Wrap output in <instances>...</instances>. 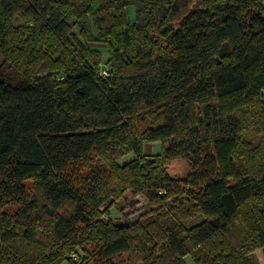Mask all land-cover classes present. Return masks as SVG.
Segmentation results:
<instances>
[{"label":"trees","instance_id":"trees-1","mask_svg":"<svg viewBox=\"0 0 264 264\" xmlns=\"http://www.w3.org/2000/svg\"><path fill=\"white\" fill-rule=\"evenodd\" d=\"M173 2L0 0V264L264 261V0Z\"/></svg>","mask_w":264,"mask_h":264},{"label":"rangeland","instance_id":"rangeland-1","mask_svg":"<svg viewBox=\"0 0 264 264\" xmlns=\"http://www.w3.org/2000/svg\"><path fill=\"white\" fill-rule=\"evenodd\" d=\"M135 16V11L134 9L130 10V14L129 17L130 19H133ZM180 15L176 16L177 19L179 18ZM96 48H99V50L103 53H101L102 56V64L101 66H104L107 60V53H106V49L104 46L102 45H95ZM160 143L159 142H154L151 144H145L144 146V150L145 153L147 155H152V154H157L160 152ZM132 158V155H125L123 157H121L120 159H118L120 164H124L125 162H127L129 159ZM167 171L171 176L180 178V177H185L188 173V165L185 161L182 160H175L172 161L168 166H167ZM130 201H134L133 205L131 208L128 207V205L126 204V207L124 206L125 203H121L119 205V203H113L110 208V217L112 219L113 222L119 223V222H125L127 220V217L130 219L134 220V217H137L136 215L139 212H144V211H148L150 210L146 204V201H144V199H142L141 197L137 196V197H128V199L126 200V203ZM129 208V209H128ZM10 210H15L16 206H11L9 207ZM125 212L126 215H125ZM140 217V216H139ZM137 219V218H136ZM260 254V252L256 253V256L258 257V255ZM186 264H194L193 261L190 258H186Z\"/></svg>","mask_w":264,"mask_h":264},{"label":"water","instance_id":"water-1","mask_svg":"<svg viewBox=\"0 0 264 264\" xmlns=\"http://www.w3.org/2000/svg\"><path fill=\"white\" fill-rule=\"evenodd\" d=\"M177 2H178V0H174V2H173V4H172V7H171V13H175V12L179 11V5H177ZM2 62H3V56H2V54L0 53V64H1ZM263 94H264V93H263ZM133 203H134V201H130V202L128 203V207L131 208L132 205H133ZM129 208H128V209H129ZM144 212H146V211H144ZM126 213H127V212H125V215H126ZM140 215H141V214L138 213L136 216L139 217ZM137 217H134V220H135ZM131 220H133V219H131Z\"/></svg>","mask_w":264,"mask_h":264},{"label":"crops","instance_id":"crops-1","mask_svg":"<svg viewBox=\"0 0 264 264\" xmlns=\"http://www.w3.org/2000/svg\"><path fill=\"white\" fill-rule=\"evenodd\" d=\"M257 259L260 262V264H264V261H263V259H262L260 254L258 255Z\"/></svg>","mask_w":264,"mask_h":264},{"label":"built area","instance_id":"built-area-1","mask_svg":"<svg viewBox=\"0 0 264 264\" xmlns=\"http://www.w3.org/2000/svg\"><path fill=\"white\" fill-rule=\"evenodd\" d=\"M100 75H105V71H101L100 72Z\"/></svg>","mask_w":264,"mask_h":264}]
</instances>
